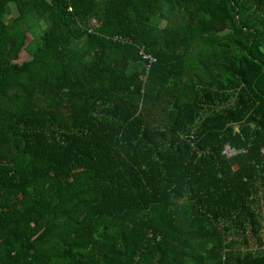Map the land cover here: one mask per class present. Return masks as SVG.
Listing matches in <instances>:
<instances>
[{"label":"trees","instance_id":"obj_1","mask_svg":"<svg viewBox=\"0 0 264 264\" xmlns=\"http://www.w3.org/2000/svg\"><path fill=\"white\" fill-rule=\"evenodd\" d=\"M0 264H264V0H0Z\"/></svg>","mask_w":264,"mask_h":264},{"label":"built area","instance_id":"obj_2","mask_svg":"<svg viewBox=\"0 0 264 264\" xmlns=\"http://www.w3.org/2000/svg\"><path fill=\"white\" fill-rule=\"evenodd\" d=\"M145 58H147V57H145ZM226 153H227V155H232L233 151L231 149L226 148Z\"/></svg>","mask_w":264,"mask_h":264}]
</instances>
